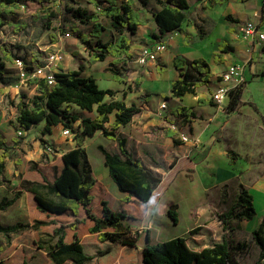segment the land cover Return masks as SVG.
<instances>
[{
  "label": "trees",
  "instance_id": "trees-1",
  "mask_svg": "<svg viewBox=\"0 0 264 264\" xmlns=\"http://www.w3.org/2000/svg\"><path fill=\"white\" fill-rule=\"evenodd\" d=\"M19 0H0V26L8 23V19L15 17V12L8 9L17 6ZM143 7H147L150 0H138ZM227 0H208L207 6L212 8L215 4L224 3ZM100 10V14L110 18L115 32L110 33L107 41L100 36L105 29L99 21V14L84 10L81 7L61 6V26L73 18L81 22H94L92 36L98 37L95 44H91L87 35L80 34V39L87 44L91 59L94 62L105 61L108 56H113L116 61L132 58L130 53L134 44V36L141 24L137 10L134 8V0H92ZM161 9L153 13V19L157 23L158 31L152 36L157 42L164 43L170 34L182 29L187 19V10L190 5L188 0H155ZM38 4L41 8L39 13L45 14L48 19L55 16L54 12H48L51 0H24V7ZM189 38V37H188ZM221 51L233 50L231 45H221ZM217 60H221L217 57ZM112 62V65L116 64ZM175 67L181 71L180 77L172 84L171 93L174 97L182 98L187 93H194L196 88L211 81L212 70L210 63L205 58L190 60L184 56H177ZM84 66L79 69L55 72V84H49L46 78H37L31 81L36 84V93L28 98L25 94L15 102L10 99V105L6 113L7 122L16 128L30 130L44 124L43 134L53 131L58 125L71 129L76 140V147L63 154V168L56 175L53 182L45 179L44 182L22 179L21 190L13 198H4L0 201V211L6 210L19 197L23 190L35 194L39 210L49 214L70 213L76 218L69 224H61L49 233V239L38 240V246L46 249L56 264H88L95 257L85 251L84 245L77 234L78 225L90 224V233L98 234L101 242L137 246L138 238L130 234L131 221L136 218L126 209H114L109 200L102 199L100 209H96V194L94 188L98 179L94 174L89 159L85 141L99 130H102L107 138L116 140L120 145L121 153H111L103 145H99L104 154L105 164L109 167L110 175L116 182L120 191L127 194L128 201H138L143 204L156 206L160 197L166 191L171 182L174 181L181 168V163L165 179L157 176L144 163L133 156L127 148V138L118 133V130L130 123L134 116L141 112L136 104L128 105L124 100H106V97L114 96V89L100 87L97 79L92 75H84ZM114 78L123 81L120 72L111 68ZM5 73L4 64H0V75ZM245 84L239 85L231 91L229 108L236 111L240 105L246 103L254 107L257 112L259 108L253 102L243 101ZM201 104L212 102L201 99ZM76 105L82 109L93 111L96 109V117H83L74 113L72 107ZM115 112V120L111 123V114ZM178 116L184 123L191 122L196 116L195 111L187 106H180ZM80 121V130L75 129L74 123ZM264 120V117H263ZM172 131V137L176 143L179 139L176 132ZM19 140H14L18 144ZM0 175L6 167V159L11 156V149L7 140L0 135ZM192 163V161H191ZM191 166L189 170H193ZM85 210V216L80 218V210ZM215 216L222 221L224 230L233 229L230 222L234 219H252L256 215L253 195L248 188L242 187L238 193L236 202L230 209H222L213 206ZM168 215L174 221H179L178 204L170 203ZM56 223L53 219H35L32 223L17 222L11 225L0 223V232L3 233L8 242L11 235L27 229H42ZM74 230V239L67 241L68 230ZM198 228L191 230L197 232ZM252 238L259 247V257L254 264H264V216L260 226L252 232ZM247 243L241 242L234 247L227 238L201 250L192 249L185 236H177L161 242L153 243L149 233L147 243L139 252V264H244L236 256L235 249L246 248ZM112 247L100 249L98 256L110 253ZM5 264V263H1ZM24 264H28L27 260Z\"/></svg>",
  "mask_w": 264,
  "mask_h": 264
},
{
  "label": "rangeland",
  "instance_id": "rangeland-1",
  "mask_svg": "<svg viewBox=\"0 0 264 264\" xmlns=\"http://www.w3.org/2000/svg\"><path fill=\"white\" fill-rule=\"evenodd\" d=\"M151 4L147 6L151 9L155 8L157 3L155 0H150ZM24 0H19L17 6L8 7L15 12L14 18H9L8 23L0 26V64H4L5 73L0 75V135L7 140V144L11 149V156L7 157V168L5 173L0 175V184L5 185L8 190L4 192V187H0V199L8 194V198H13L19 191V185H12L13 179H16L15 173L18 168L25 165L27 177H32L36 170H40V163L43 162L40 149H37L35 141L41 138L43 124L32 128L27 132L22 128L11 126L6 121V113L10 105V99L15 102L20 100V96L25 94L28 98L34 96L36 84L28 82L26 85L20 84L19 69L16 66V59L21 58L27 65H38L45 63V59L53 54L58 53L59 61L64 62L67 68L78 69L79 65L84 66V70L92 73L111 70L113 67L120 72L121 76L130 73L131 67L136 63L141 65L136 56L133 60L123 62L116 61L113 56H108L105 61L94 62L91 59L90 50L87 44L80 39V34L87 35L89 42L95 44L98 37L92 36L94 22H81L70 18L64 28L61 24V6L81 7L84 10L99 14V21L104 25L100 38L107 41L111 32H115L110 18L100 14V10L92 2V0H72L68 3L51 0L50 12H54L55 16L48 19L45 14L39 13L41 10L38 4H31L25 8ZM143 6L138 0H134V8L141 9ZM151 59L150 61H155ZM116 61L115 65L112 62ZM133 61V62H132ZM264 64V61H260ZM68 68V69H69ZM67 69V70H68ZM258 78L250 82L244 81L245 90L243 99L256 104L264 115V76L263 72ZM219 79V76H218ZM216 78L215 85H218ZM19 83V84H18ZM18 84V85H17ZM169 81L162 79L153 84H149L150 88L156 90H164L168 94L160 92V100L170 99L171 91H169ZM100 86L106 88L107 82L102 79ZM12 87H15L12 88ZM213 87L206 92V99H212ZM146 93L145 97H148ZM198 96L196 97V99ZM147 102L146 99H144ZM213 100V99H212ZM214 101V100H213ZM215 102V101H214ZM168 103V102H167ZM217 105V104H216ZM169 106V103H168ZM199 106V104H198ZM210 108L215 113H222V122L219 124L209 125L208 121H212L214 115H204L199 109L197 118L194 120L198 123L183 124L182 131L193 138H197L201 146L195 147L193 144H188L198 150L196 159L199 162L207 157L208 152L213 145L221 147L217 154V172H209L211 176L206 175V179L191 178L187 173H182L175 183L170 187L168 192L162 198V203L168 206L170 202L179 204V222L174 221L167 214H160L158 211L153 212L151 229L143 228L142 233H135L136 237L145 238L146 232L149 231L151 241L156 243L169 238L184 236L187 238V243H194L205 240L200 247L211 246L225 238L237 247L239 243L246 242L247 246L244 249H235L237 258L244 264H254L259 257V248L251 237L244 235L243 232L237 230L240 225V220H232L230 222L233 229L223 230V226L215 217L210 218V214H204L203 208H207L208 204H213L222 209H230L234 206L238 193L242 187L248 188V185L256 184L261 179H264V120L262 116L250 104L240 105L236 111H232L229 105L223 108L212 104L204 105ZM171 109V107L169 106ZM74 113L84 115V112L74 105L72 110ZM159 113V110L157 111ZM158 118L157 116H155ZM159 119L163 123L156 125L150 136L152 138H165L168 125L165 114H160ZM193 121V122H194ZM21 131V133L19 132ZM205 133V141L210 142L207 149H203L205 142L201 138V134ZM31 134L36 138H29ZM74 137V136H73ZM91 138V137H90ZM181 139V138H180ZM14 140H19L18 144ZM87 151L92 164L95 167L100 166L104 161L103 153L98 149L97 145L102 144L107 150L113 152L114 140L107 138L103 134L96 133L91 139L87 138ZM85 141V142H86ZM182 144H184L182 142ZM43 145L42 141L40 146ZM44 146V145H43ZM203 149V150H202ZM0 149V154L3 152ZM175 152V151H174ZM40 154V155H39ZM54 163L60 164V160L54 157ZM169 161L161 160L160 169L156 171V175L163 178L170 168ZM214 168V169H216ZM12 173V175H11ZM24 176V175H23ZM18 176L19 179L23 177ZM8 178H10L8 180ZM35 201L32 196L24 200V213H29L30 217L34 215ZM16 206L7 209L0 213V221L7 222H23L22 219L13 215ZM194 209V210H192ZM209 208H207L208 210ZM192 215V216H191ZM200 218L197 219V217ZM153 218V219H152ZM200 221V224L195 223ZM142 224V221L139 222ZM198 228L196 233H191V229ZM134 227L130 231L136 230ZM21 239L16 242V237L11 235V240L8 242L7 237L0 232V264H24L27 260L28 264H56L50 257L48 251L40 250L38 243H35V236L27 229L20 231ZM130 232V234H131ZM18 233V232H17ZM81 241L85 251L88 254L94 255L92 261L88 264H139L140 254L135 251L134 246L123 244H113L111 242H101L97 235H86V228H80ZM73 232L69 231V239H73ZM241 236V237H240ZM40 238L49 239V233L38 235ZM111 246L110 253L98 256L97 252L100 249H106Z\"/></svg>",
  "mask_w": 264,
  "mask_h": 264
},
{
  "label": "crops",
  "instance_id": "crops-1",
  "mask_svg": "<svg viewBox=\"0 0 264 264\" xmlns=\"http://www.w3.org/2000/svg\"><path fill=\"white\" fill-rule=\"evenodd\" d=\"M188 2L190 7L187 10V19L184 22L182 29L170 34L165 38L164 43L166 44V50L158 53L157 59L155 61H148L146 64H141V65H137L136 63H134V65L131 67L132 69L130 70V73L128 72L126 75L121 76L123 79L122 82L114 78V73L111 70L109 71L104 70L97 73L88 72L86 70L83 72L84 75H92L93 77H95L99 85L101 83V80L104 79L108 85L104 89L110 88L116 91V94L114 96L108 95L106 97V100L108 101L113 99L124 100L128 105L136 104L138 107L141 108V112L136 114L130 123H128L125 126H122L118 130L119 134H122L127 138V148L135 158L140 159L144 163V165L150 170H152L154 173H156V171L160 169L159 165L162 159L165 161H169V163H171L169 171L162 179H165L167 176H169L177 164L181 163V165L185 167V168H181L180 171L177 173L174 181L171 182V184L168 186L166 191L160 197L159 203L156 206H152L150 204H143L138 201H134V200L128 201L125 199L127 194L120 191L116 182L111 177L109 167L105 164V157H104V161L98 167H95L90 160L94 170V174L98 179V183L94 188V192L97 196L95 203L96 209L97 210L100 209L101 200L104 198L109 200L112 208L126 209L136 218L134 221H131V229H133L134 227H146L148 230H150L152 226V221L151 220L149 221V219L153 217L154 211H158L160 214L168 215L169 205L165 206L162 203V198L182 173H187L190 179L193 177L194 178L197 177L203 180L204 182V180L207 178L206 175L211 176L209 172L214 173L217 172L216 170H218L216 168L217 167L216 157L219 149H221L220 146L214 144L212 149L209 150L207 157L206 158L204 157L203 161L199 162L195 157L199 150L195 147L201 146L198 137H197L198 139L196 137L195 138L192 137L196 142L194 141L184 142L183 140L180 139V137L176 133L179 139V143H176L174 141V138L172 137V131L170 128L171 123L178 122L180 126L186 124L182 120L178 119L179 107L180 106L190 107L196 113V116L193 117L191 122L187 124L193 123L195 125V123H198L194 120L197 118L199 109H201L200 112H202L206 116H209L211 113H213L212 115H214V117L212 118V121H208L209 125L219 124L220 122H222L221 120L223 117L222 113L221 112L215 113L210 108L204 106V105L212 104L213 106L217 107L216 103L212 99H211L212 102H208L205 104H201L199 101L201 99H205L206 101L209 100L206 99L207 98L206 92L209 91L210 87H213L214 91L217 90V88L221 85V75L226 71L228 66L233 63L242 64L244 66L245 81L247 82H250L251 80L261 76V74H258L260 72H263L262 75L264 76V64L260 62V61H264V55H263L264 45L258 46L252 43L250 40L244 38L241 33L242 25L250 20L264 24V0H227L224 3L215 4L212 8L207 6L208 0H188ZM160 9L161 6L158 4L155 5L154 9H151V7L150 8L142 7L139 10L136 9L141 24L138 27L137 34L134 36L135 42L130 50L132 58L124 59L123 62H126V60L127 61L133 60V57L135 56L138 61L139 52L144 46L155 47L156 43H158L156 39L152 36L153 33L158 31L157 23L153 19V13ZM221 45L223 46L231 45L233 46V50L221 51L220 50ZM177 56H184L190 60H194L196 58H205L211 65V70H212L211 81L207 84L197 87L194 93H187L182 98L174 97L170 95L169 97L170 99L163 100L162 97V100H160V96L158 95L160 92H163L164 94H168V93H166V91L164 90H156L155 88L152 89L149 87V84L150 83L153 84L162 79H167L170 84L168 90L171 91L173 82L180 77V73H181V71L175 67V59ZM217 57H220L221 60L218 61ZM80 66L81 65H79V67ZM68 68L64 62L57 61L53 67V70L55 72L74 70ZM216 78L218 79L217 80L218 85H215ZM20 84L22 86L26 85V84H22L21 82ZM243 84L245 83L243 82ZM12 88L15 89V87ZM146 93H148L149 95L148 97H145ZM197 96L198 98L196 99ZM144 99H146L147 102H145ZM243 101L250 102L244 99ZM164 102L167 104V108L161 109V104ZM167 102L169 103L171 109L169 108ZM242 105H247V104L244 103ZM80 109L84 112V115L82 116L80 115L81 118L83 117L94 118L97 115L96 109H94L93 111H88L82 108ZM220 109L221 111L223 110V108ZM158 110L159 113L157 112ZM258 113L262 116V118L264 117L261 111ZM160 114H165V117L167 118L166 123L168 125V129H167L166 137L161 139L152 138L150 136V134H152L151 132L153 131L152 129L155 128L156 125L162 126L161 124L163 123V120L159 119ZM155 116H157L158 118H156ZM114 120H115V112L111 114V121L110 123H108L109 127H111V123ZM80 121L81 120H78L76 123H74L75 129L78 130L81 129L79 127ZM43 128H44V124L42 129ZM30 130H24L25 131L24 135H26L27 132ZM63 131H64V126L58 125L53 128V131L51 133L48 134H43L42 132L40 133L41 138L36 140L35 144L37 149H40L39 152L42 154L40 159L43 157L42 159L43 162L41 161L40 163L41 166L40 170L39 169L36 170L35 172L36 175L32 177H27V174L25 172V165H24V169H22L23 167H20L18 168V170H16L15 173L16 179H13L12 185L14 186L19 185V189H18L19 191L21 190L20 183L22 179H30L41 182H44L45 179L51 182L55 180L56 175L60 173L64 165L62 159L63 154L74 149L77 145L75 138L73 136L64 135ZM96 133H98V135L100 134L104 135L102 130H99ZM34 136L35 135L31 134L29 138L32 137L36 138ZM205 136H206L205 133L201 134V138L205 142V144L203 145L204 150L207 149L210 144V142L205 141L204 139ZM88 138L91 139L90 137ZM41 141L44 146L45 144L53 145L56 148V153L53 155L47 154L45 152L44 146L43 145L40 146ZM182 142L184 144H182ZM87 143L88 142L86 141L84 144L86 149H87ZM113 144H114L112 147L113 152L111 153L120 154L121 150L119 143L116 140H114ZM188 144H193V146L195 147H192ZM99 145H97L98 149H99ZM54 157H56V160H60L61 163L55 164ZM191 166L194 168L192 171L189 170ZM5 168H7V159H6ZM3 173H5V170ZM20 175L22 176L24 175V176L21 179H19L18 176ZM9 179L10 178H8V180ZM190 181L192 183V179ZM1 186H5V185L0 184V187ZM4 188H5L4 192L8 190V194L12 193V190H9L6 186ZM248 189L250 193L253 195L254 205L256 208V215L249 220L248 219H243V220L234 219V220H240V225L237 227V230L243 232L244 235L251 237L252 232L260 226L261 219L264 216V179H261L256 184L248 185ZM8 194H5L0 199V201L3 200L5 197L8 198ZM30 196H32L35 201V205L33 209L34 215L32 217H30L29 213H24L25 212L24 200L25 198H29ZM13 206H16L14 208L16 213H14L13 215L22 219L23 222L32 223L35 219L55 220L56 223L48 227L38 230L29 229L32 232V234L35 236L36 244L38 241L36 237H38V235L52 233L55 227L61 224H69L73 222L76 218L74 215L70 213L49 214L47 212H43L39 210L38 203L35 198V194L27 190H23L20 194V197L7 209L13 208ZM213 206L216 205H213L211 203L208 204L207 208L209 209L207 210L206 207L203 208V213L204 214L209 213L210 218L215 217L217 220H219L213 212ZM7 209L1 210L0 213L3 214V212L7 211ZM178 212H179V204H178ZM84 216H85V210L81 208L79 217L82 218ZM155 217L153 218L155 219ZM198 218H200V216H198L197 219ZM141 221L142 224H139V222ZM220 222L222 224V221ZM0 223L2 225L14 224L13 222L4 223L2 220L0 221ZM195 223L200 224V221H196ZM89 226H90L89 223L88 224L80 223L78 225L77 234L80 237V240H81L80 228H86L87 230L86 235L98 236V234L89 232L88 230ZM70 230L71 229L68 230V235H67L68 242H71L74 239V238L71 240L69 239ZM71 231L73 232L74 235L75 231L74 230ZM21 233L23 232H18L13 234L14 236H17L16 242L15 240L13 242L14 244H18V241L22 238ZM148 233L149 231L146 232L144 239H142V237H137L138 244L137 246H134L135 251L140 252L143 249V247L146 245ZM182 236H184V234ZM41 239L42 238L39 237V240ZM205 240L202 239L194 243L193 245H190V243H188V245L194 250H201L207 247V246H203V247L199 246L203 242H205ZM152 242L156 243L155 241ZM40 250H46V249L40 248Z\"/></svg>",
  "mask_w": 264,
  "mask_h": 264
},
{
  "label": "built area",
  "instance_id": "built-area-1",
  "mask_svg": "<svg viewBox=\"0 0 264 264\" xmlns=\"http://www.w3.org/2000/svg\"><path fill=\"white\" fill-rule=\"evenodd\" d=\"M58 2L68 3L72 0H57ZM242 36L252 43L261 46L264 45V24L250 20L242 25L241 28ZM166 50V44L158 42L155 47L144 46L138 56V61L140 64H146L151 59H157L158 53ZM264 55V51H263ZM59 59L58 53H53L45 59V63L38 65H27L23 59L17 58L16 66L19 69V78L22 84H27L37 78H46L49 84L54 85L55 71L53 67ZM245 81L244 77V66L240 63H233L228 66L226 71L221 75V85L216 91L212 93V99L220 107L224 108L229 104L231 99V91L237 88ZM167 104L164 102L161 104V109H166ZM170 128L175 131L178 136L184 142L194 141L190 135L182 131L181 126L178 122H173ZM21 133V131H19ZM64 135L74 136L71 129L64 128ZM45 152L49 155L56 153V148L51 144H45ZM144 227H138L136 230L131 232V235L136 237L135 233H142Z\"/></svg>",
  "mask_w": 264,
  "mask_h": 264
}]
</instances>
